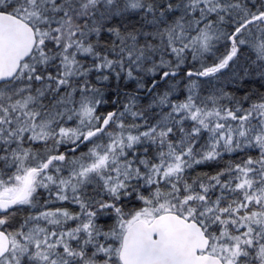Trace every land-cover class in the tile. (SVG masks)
Returning a JSON list of instances; mask_svg holds the SVG:
<instances>
[{"label": "snow or ice", "instance_id": "obj_1", "mask_svg": "<svg viewBox=\"0 0 264 264\" xmlns=\"http://www.w3.org/2000/svg\"><path fill=\"white\" fill-rule=\"evenodd\" d=\"M0 264H264V0H0Z\"/></svg>", "mask_w": 264, "mask_h": 264}]
</instances>
